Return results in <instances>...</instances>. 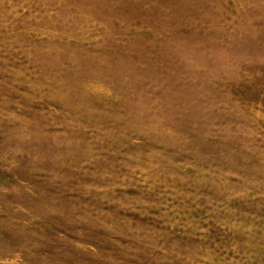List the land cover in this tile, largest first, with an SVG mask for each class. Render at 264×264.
<instances>
[{"label": "rangeland", "instance_id": "374dc122", "mask_svg": "<svg viewBox=\"0 0 264 264\" xmlns=\"http://www.w3.org/2000/svg\"><path fill=\"white\" fill-rule=\"evenodd\" d=\"M0 264H264V0H0Z\"/></svg>", "mask_w": 264, "mask_h": 264}]
</instances>
